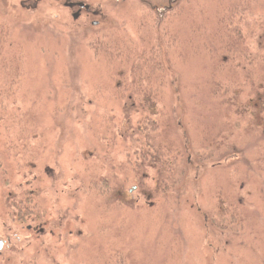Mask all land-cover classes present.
Segmentation results:
<instances>
[{"label": "rangeland", "instance_id": "374dc122", "mask_svg": "<svg viewBox=\"0 0 264 264\" xmlns=\"http://www.w3.org/2000/svg\"><path fill=\"white\" fill-rule=\"evenodd\" d=\"M0 240L264 264V0H0Z\"/></svg>", "mask_w": 264, "mask_h": 264}, {"label": "trees", "instance_id": "16d2710c", "mask_svg": "<svg viewBox=\"0 0 264 264\" xmlns=\"http://www.w3.org/2000/svg\"><path fill=\"white\" fill-rule=\"evenodd\" d=\"M176 3V2H175ZM172 5L169 6V4H165L164 6H154L155 8V12L157 14V16L159 17V19H161V21L165 20L167 18V16L169 15V13L171 14V12L173 13V10H176V5ZM160 7V9H159ZM144 100V99H143ZM155 166V165H154Z\"/></svg>", "mask_w": 264, "mask_h": 264}, {"label": "water", "instance_id": "95a60500", "mask_svg": "<svg viewBox=\"0 0 264 264\" xmlns=\"http://www.w3.org/2000/svg\"><path fill=\"white\" fill-rule=\"evenodd\" d=\"M74 5H77V6L81 7V8H89L90 7V5L84 4V2H78V3L74 4ZM74 5L71 3L69 6L70 7H74ZM74 16L78 17V13L74 14ZM3 246H4L3 240H0V250L3 248Z\"/></svg>", "mask_w": 264, "mask_h": 264}, {"label": "flooded vegetation", "instance_id": "af4514ba", "mask_svg": "<svg viewBox=\"0 0 264 264\" xmlns=\"http://www.w3.org/2000/svg\"><path fill=\"white\" fill-rule=\"evenodd\" d=\"M78 3V2H77ZM72 4L74 5V4H76V3H74V2H72ZM168 4V3H167ZM172 5V2H170V4H169V6H171ZM77 5H74V7H76ZM79 7V6H78ZM80 8V11H81V9H83V8H81V7H79ZM84 9H86L87 11H89V9L90 8H84ZM159 9H160V7H159ZM80 11H79V14L78 15H80ZM93 14H95V12L93 13Z\"/></svg>", "mask_w": 264, "mask_h": 264}]
</instances>
